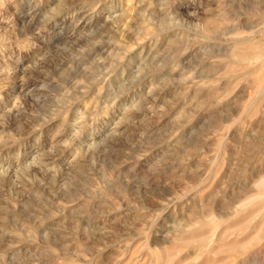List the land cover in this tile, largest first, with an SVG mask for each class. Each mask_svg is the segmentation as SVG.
Listing matches in <instances>:
<instances>
[{
  "label": "rangeland",
  "instance_id": "rangeland-1",
  "mask_svg": "<svg viewBox=\"0 0 264 264\" xmlns=\"http://www.w3.org/2000/svg\"><path fill=\"white\" fill-rule=\"evenodd\" d=\"M0 264H264V0H0Z\"/></svg>",
  "mask_w": 264,
  "mask_h": 264
}]
</instances>
